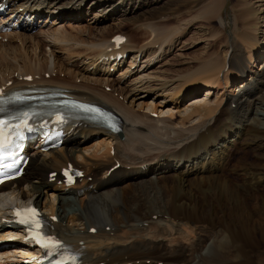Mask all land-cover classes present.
Wrapping results in <instances>:
<instances>
[{"label":"bare ground","instance_id":"1","mask_svg":"<svg viewBox=\"0 0 264 264\" xmlns=\"http://www.w3.org/2000/svg\"><path fill=\"white\" fill-rule=\"evenodd\" d=\"M86 1L6 0L5 2L6 11L7 13L10 11L11 17L16 15L23 19L26 13L31 15L37 11L40 15L37 21L39 22L44 14L51 12L52 15H61L62 10L66 11L65 17L77 19L85 16L86 8H83ZM163 1L165 0H94V4L98 6L101 3L105 7L104 10L109 9L107 12L109 17L118 13L132 14L133 22L142 20V15L146 16L147 13L152 16L147 18H154L158 11H150V7ZM223 1L215 0L214 3L207 5V8L202 9L203 13H206L208 17L217 16ZM167 2L166 5H171L173 0ZM136 8L143 13L137 16ZM161 8L168 9V7ZM97 15L103 16L100 13ZM23 22H25L23 30L15 34L16 40L20 38L22 45L18 43L17 49L9 50V52L7 50L5 54L0 53V64L3 65L6 58H9L8 56L16 58L17 54H22L24 40L29 39L26 33L37 28L35 23L30 24L27 20ZM132 22H127V25ZM166 22L158 27L151 26L152 35H155L152 39V42H155L154 45L159 41L164 43L170 38L172 30L165 27ZM168 23H171V20ZM2 27H8V24ZM80 29H83V33L86 32L87 35L82 36L81 31L82 37L91 39L97 34L94 29L82 27ZM111 31L112 28L99 32L103 40L94 44L91 54L85 53L86 56H92H90L92 65L96 64V68L104 66V63L98 64L101 55L105 53L102 51L103 46H113L107 38ZM59 32L61 30L58 29ZM240 40L242 47L240 46L239 56L232 61L229 67L235 71H243L245 74L248 60L244 51L252 48L256 53L255 56L251 55L252 60L254 63L259 62L260 67H256L257 70L252 71V76L247 77L248 79L244 78L243 83L237 87L232 85L234 83L231 84L229 79L224 81L226 82L225 87H231L234 92L238 91L237 94L215 101L207 98V95L215 94L218 89L216 84L221 77L227 78L231 71L226 69V72H223L224 65L217 68L206 62L201 70L183 77L184 84L178 85L174 95L180 96L187 89L185 85L190 82L195 84L202 82V85L211 87L207 89L206 97L184 111H180L183 116H179L181 119L179 124L161 120V128L157 127L151 118L144 119L135 115L115 98L113 99L112 94L99 89V85L103 82L98 78L94 79L96 86L90 84L79 86L67 77L55 78L57 80L52 77L48 80L41 76V80L36 79V81L49 84L54 82L63 85L65 87L60 88L80 100L102 105L110 104L108 106H113V109L115 107L124 117L125 121L122 118L121 120L125 137L122 133H112L104 128L94 127L90 123L71 128L62 147L49 152L38 150L32 154L28 173L13 185L2 187L0 202L12 197L17 200L12 206L30 202L41 208L53 231L71 244L85 247L81 250V263L78 264H224L231 259L225 256V249L228 246H234L241 252L236 256V258H241L240 261L237 263V260H231L229 264H253L252 260L249 261L251 256L246 251L248 248L252 249L260 245L257 234L261 238L264 236V217L257 216L261 211L264 213V200L262 199L264 195L257 191L258 186L264 185V167L262 164H249L241 161V164L246 166L238 165L239 168L232 170L237 177L238 185H234L231 180L223 179L221 176L229 173L226 172L229 146L234 145L232 142L235 139L238 140L240 134L251 137L256 143L259 142L258 148H264L262 147L264 136L256 137L249 132L253 129L252 115L264 120V100H260L259 96L253 98L258 91L264 88V53H261V48L259 49V40L256 41L249 37H243ZM126 43L122 52L131 48L128 39ZM143 47L138 48L136 53L142 54ZM81 51L83 50L72 49V53L76 55H80ZM22 59L23 64L19 66L20 68L17 67L12 73L9 71L10 74H4L0 78V88L8 82H13L10 88L25 83V80L20 77L42 70L39 69L41 63L38 67L30 62L29 58L23 57ZM237 62L241 65L239 66ZM46 70L44 69V72ZM200 76H203V81L200 80ZM206 78L209 81H204ZM189 91L188 89L182 94L183 101L189 97ZM147 97V95L144 97L131 95L129 105L133 108L136 102L141 101L140 110L147 108L151 113L158 114L157 107L145 102ZM238 97H241L240 102ZM228 99L230 126L225 125L223 129L216 128L217 133H215L214 129L208 125V121L191 124L195 116H215L222 108L224 100ZM241 102L243 105L248 103L249 106L243 108ZM233 104L237 105L236 108H232ZM176 107L179 109L181 106L179 107L178 104ZM239 107L242 109L240 108V112H237ZM249 107L251 111L246 117L245 109ZM169 117L172 120L173 115ZM188 124L192 127L183 129L182 134L174 132L177 125H180L182 129ZM261 127L264 128V123ZM171 132L177 134L175 136L178 137L173 139ZM95 135H101V138L97 141L96 148L93 149L96 143L93 142ZM120 138L124 141L122 142ZM178 138L185 139L179 140ZM177 139L179 141L175 150L167 149V146L172 144H165L161 147L162 143L168 140L174 142ZM121 142L123 146L120 147ZM158 146L161 148H157ZM152 148L161 152H157L159 156L156 157L148 152ZM138 155H142V158ZM152 157L155 158L151 159ZM70 162L83 169L85 177L77 185L68 187L60 184V180L62 168L67 167ZM117 163H120V168L109 173L111 167ZM130 165H132L131 169L128 168ZM153 165L157 167L154 168ZM54 170H58V176L52 181L49 173ZM149 174L153 177L145 183H132L134 180L143 181ZM124 180H128L129 183L122 187L120 182ZM126 189L130 191L129 194L132 197L129 194H122L127 191ZM252 189L257 192L255 193ZM80 190H84L82 196L79 195ZM136 196L139 200L135 198ZM11 207L7 213L4 209H0V239L19 230L18 226L10 222L13 220ZM93 229H97L98 232L93 233ZM218 237H220L219 240H217ZM24 249L21 241L13 248L1 247L0 264H19L24 258L33 254L27 252L23 257Z\"/></svg>","mask_w":264,"mask_h":264},{"label":"rangeland","instance_id":"2","mask_svg":"<svg viewBox=\"0 0 264 264\" xmlns=\"http://www.w3.org/2000/svg\"><path fill=\"white\" fill-rule=\"evenodd\" d=\"M167 1L168 0H165L152 8L150 7V11H158L154 18H147L152 17L147 13L146 16L142 15L141 21L138 20L133 22L131 19L133 16L132 14L125 15L123 13H118L109 17L107 13L109 9L106 8V10H104L105 7L101 5V3L96 6L94 0H87L86 3L84 2L83 9L86 8L84 11L85 16H80L77 19L68 16L65 17V10L61 11V15H52L51 12L46 15L44 14L40 23L36 22L35 25H37V28L31 30L32 32L28 31L26 33L29 39L24 40V45L21 49L22 54H17L18 57L16 58L8 56L9 58H6L3 65L0 64V78L3 77L4 74L8 75L10 72L12 73L17 67L21 66L23 64L22 58L26 57L29 58V61L35 64V66L39 67L40 65L38 64H42L39 68L42 69L41 74L38 69L37 72L35 71L40 77L43 73H46L44 69H47L50 73L55 74L51 76V78L64 79L67 77L71 79V82L73 81L72 83L79 86L88 84L96 86L94 84L96 83L94 79L98 78L103 82L99 85V89L112 94L111 97L113 99L115 98L127 110L130 109L135 115L143 117L144 119L151 118V120H154V124L160 128L162 126L161 120H165L166 122H177L179 124L181 122L180 117L183 116V113L180 111H184L186 108L196 104L195 102L203 100L208 93L207 89L211 88L208 85H202V82H198V84L190 82L185 85V88H187L186 90H190L188 92L190 95L183 101V97L181 96L186 90L182 92L180 96H174L178 85L184 84L183 77L190 76L193 72L201 70L206 62L212 67L217 68L224 65L223 67L225 68L222 71L226 72V65H230L232 61L239 56L238 52L241 49L240 46L242 47L240 38L243 37H249L256 41L259 40V49L261 48V53H264V0H224L215 17H208L206 13H203L204 7L207 8V5L214 3L215 0H173L171 5L168 4L169 6L166 5L168 3ZM164 4L166 6H164ZM161 7H168V9ZM146 11H148V9ZM99 13L103 14L105 18L102 15H97ZM142 13L143 12L136 8L135 14L137 16ZM170 20L171 23H168ZM165 21H167L165 27L172 30L171 36L167 41H164V43H162L163 41H159L160 43L158 42V44L154 45L155 42H152V39H154L155 35H152L151 26L158 27V25H163ZM127 22H132V24L127 25ZM81 27L90 28L91 30L94 29V31H96L95 34H97L91 37V39L82 37L87 35L86 32L83 33V29H80ZM111 28L112 31L109 37H107L108 40H110L109 38L115 33H124L130 39L131 48L128 49H131V53L128 55V60L120 67L106 66L104 63V66L96 68V64L92 65V56H86L85 53L91 54L94 44L103 40L99 32ZM58 29L61 30V32L58 33ZM81 31L82 36L80 35ZM26 36H24V38ZM18 43L21 44L20 38L17 41L15 34L9 35L7 40H0V53L5 54L7 50L9 52V50L17 49L16 46H18ZM141 47H143V52L140 55L141 59H139V54L136 52L139 50L138 48ZM72 49H82L83 51H81L80 55H76L72 53ZM253 50L254 48L244 51L246 59L248 60L246 75L243 74V71H235L231 69V67L227 68V70L231 71L229 75H227L228 77L225 79L221 77V80L216 84L218 89L215 94L207 95V98L211 99V101H215L226 97L229 98V96H235L234 94H237L238 91H232L233 89L231 87L226 88V82L224 83V81L229 79L231 84L234 83L232 85L237 87L243 83L244 78L252 76V71L260 67L259 62L256 61L254 63L252 60L251 55H256ZM135 55L137 56L135 57ZM239 63L240 62H237L240 66L241 64ZM51 69L55 71L52 72ZM35 73H32V75ZM41 78L38 80H41ZM197 79H199V77ZM200 80L203 81V76H200ZM204 81H209V79L206 78ZM104 85H109L112 91L106 90ZM61 86L63 85L59 87ZM67 86L70 87L69 85ZM261 90L258 91L257 95L253 96V98L259 96L260 100H264V88ZM134 94L140 95L141 97L147 95L148 97L145 102L157 107L159 113H151L147 108L140 110L142 107L139 105L141 101L136 102V106L132 108L129 103L130 96ZM238 98L240 102L241 97ZM177 101L179 107L181 106L179 109L176 107L178 106V104H176ZM229 104V99L224 100L222 108L219 109L215 116H207L208 119L207 117L195 116L192 118L191 124L207 123L208 121V125L217 133L216 128L223 129L225 125H231L229 124L230 120H228V115L230 114ZM247 105L248 103L243 105L241 102L243 108H246ZM242 107H239L237 112H240V108L242 109ZM111 110L117 112L124 120V117L115 107L113 109V106H111ZM245 110V116L247 117L248 113L251 111V107ZM160 111H162L161 114ZM170 115H173L172 120L174 119L175 121L171 120V117H169ZM251 122L253 129L249 131L250 134L256 137H259V135L264 136V128L261 127L264 120L252 115ZM259 125L260 127H258ZM180 127V125H177L175 129L179 132L176 130H174V132L182 134L183 129H188L192 126L188 124V126L186 125V127L182 129ZM173 133L171 132L170 135ZM177 134H173L172 138H177L178 136H175ZM100 136L98 139L93 140V142H96L95 145H93V149L96 148L97 141H100ZM178 139L183 140L185 138ZM178 139L174 142L168 140L166 143H162L161 147L165 144H172L168 145L167 149L175 150L177 142L179 141ZM120 140L122 142L124 141L121 138ZM238 140L235 139L233 142L231 141L234 145L229 146V153L227 155L229 160L226 159V172L228 171L229 173L221 175L223 179L226 178V180H231V183L234 185H238V181L232 170L239 168L240 165L246 166L245 164H241V161L249 164H262L264 167V148H258L260 143H256L255 140L249 136L247 137L245 134H240ZM122 142L120 143V147L123 146ZM262 144H264V142ZM161 147L158 146L157 148ZM148 152H151L156 157L159 156L158 153H161L156 150V148H152L148 150ZM138 157L142 158V155H138ZM154 158L155 157H152L151 159ZM157 163L159 162L157 161ZM131 166L132 165L128 166V168L131 169ZM153 166L154 168L157 167L156 165ZM151 177H153V175L149 174L143 181L134 180L132 183H145V181L149 180ZM128 183V180L121 181L122 187L123 185L126 186ZM126 190L127 191L122 192V194L128 195L130 193L128 189ZM253 191L255 192V189ZM257 191L264 195V185L261 184L260 187L258 186ZM129 195L132 197L131 194ZM135 198H137V196ZM137 199L139 200V198ZM262 199L264 200V198ZM16 202L17 200L12 197L5 198L4 201L0 202V209H4L7 213V210ZM257 216L263 218L264 213L261 211ZM169 219L170 217L168 220ZM256 237L260 241V245L252 249L248 248L246 252L251 256L249 261L252 260L253 264H264V236L261 238L257 234ZM219 239L220 237H218L217 240ZM239 253L241 252L234 246H228L227 249H225V256H229L231 259L224 264H229L228 262H231V260H237L236 262L238 263L241 258H236V256Z\"/></svg>","mask_w":264,"mask_h":264},{"label":"snow or ice","instance_id":"3","mask_svg":"<svg viewBox=\"0 0 264 264\" xmlns=\"http://www.w3.org/2000/svg\"><path fill=\"white\" fill-rule=\"evenodd\" d=\"M93 111L95 110L93 109ZM7 123L8 122L5 120H0V150H2L5 147V144L3 143L2 138L4 137L3 129H4V126L7 125ZM14 214L20 218L18 220L19 223L34 224L35 228L39 229L40 224H39V221L36 220L37 212L35 208L17 209ZM34 238L37 240V243H40L44 247L57 246L59 244L58 241L43 237L42 235L39 234V232H37Z\"/></svg>","mask_w":264,"mask_h":264}]
</instances>
